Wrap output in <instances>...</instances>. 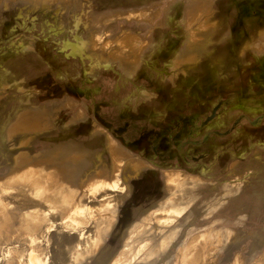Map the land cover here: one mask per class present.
<instances>
[{"label":"rangeland","instance_id":"1","mask_svg":"<svg viewBox=\"0 0 264 264\" xmlns=\"http://www.w3.org/2000/svg\"><path fill=\"white\" fill-rule=\"evenodd\" d=\"M0 264H264V0H0Z\"/></svg>","mask_w":264,"mask_h":264},{"label":"bare ground","instance_id":"2","mask_svg":"<svg viewBox=\"0 0 264 264\" xmlns=\"http://www.w3.org/2000/svg\"><path fill=\"white\" fill-rule=\"evenodd\" d=\"M132 12V11H131ZM131 14V13H130ZM138 15H140V14H138ZM132 16H137L135 13H132ZM141 17H145V16H143V15H140ZM139 18V17H138ZM191 42H196L197 40H198V37H197V33L196 32H194V31H192L191 32ZM125 41L124 42H119V44H122V46L119 48V50L118 51H115L116 52V54H121L123 51H125V50H127V49H129V51H131V52H136V51H138L140 48H142V46L144 45L139 39H137V37L135 38H125L124 39ZM80 41V40H79ZM76 45V44H75ZM261 45V44H260ZM80 46V45H79ZM81 46L82 47H84L85 45H82L81 44ZM80 46V47H81ZM257 46V45H256ZM65 47V46H64ZM77 49V48H76ZM82 49V48H81ZM79 53H80V51H79ZM133 58H135V57H132V59ZM131 59V60H132ZM187 60V59H186ZM190 60V59H189ZM192 60V59H191ZM190 60V61H191ZM177 61H178V59H177ZM23 119V118H22ZM24 121V120H23ZM15 127H17L18 129H22L24 126L21 124V121L19 120L18 121V123H17V125L15 126ZM38 127V126H37ZM33 128V127H32ZM33 129H35V128H33ZM11 132H14V128H12L11 129ZM111 148V147H110ZM20 161V160H19ZM21 163V162H20ZM22 164V163H21ZM115 164V163H114ZM18 165H19V163H18ZM115 167H116V165H114ZM135 166V165H134ZM137 168V167H136ZM99 184V183H98ZM108 185V184H107ZM110 185V184H109Z\"/></svg>","mask_w":264,"mask_h":264},{"label":"flooded vegetation","instance_id":"3","mask_svg":"<svg viewBox=\"0 0 264 264\" xmlns=\"http://www.w3.org/2000/svg\"><path fill=\"white\" fill-rule=\"evenodd\" d=\"M257 7V10H259L258 12V15L260 16V17H262V15H261V10L258 8V6H256ZM170 39L172 40V41H170V43L172 44V43H175V42H173V41H176L177 40V36L176 35H170Z\"/></svg>","mask_w":264,"mask_h":264}]
</instances>
